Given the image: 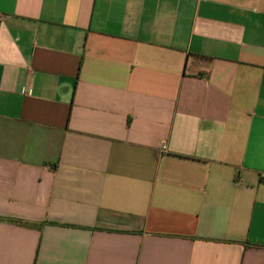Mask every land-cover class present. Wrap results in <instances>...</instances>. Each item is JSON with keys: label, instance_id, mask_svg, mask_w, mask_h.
Masks as SVG:
<instances>
[{"label": "crops", "instance_id": "0c3cea01", "mask_svg": "<svg viewBox=\"0 0 264 264\" xmlns=\"http://www.w3.org/2000/svg\"><path fill=\"white\" fill-rule=\"evenodd\" d=\"M0 16V264H264V0Z\"/></svg>", "mask_w": 264, "mask_h": 264}, {"label": "built area", "instance_id": "2783aa9c", "mask_svg": "<svg viewBox=\"0 0 264 264\" xmlns=\"http://www.w3.org/2000/svg\"><path fill=\"white\" fill-rule=\"evenodd\" d=\"M0 21H2V18H1V16H0Z\"/></svg>", "mask_w": 264, "mask_h": 264}]
</instances>
